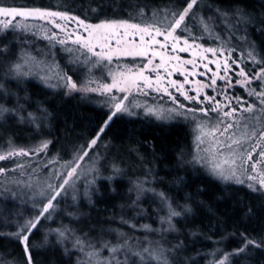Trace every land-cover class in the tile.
Instances as JSON below:
<instances>
[{
	"label": "snow or ice",
	"instance_id": "snow-or-ice-1",
	"mask_svg": "<svg viewBox=\"0 0 264 264\" xmlns=\"http://www.w3.org/2000/svg\"><path fill=\"white\" fill-rule=\"evenodd\" d=\"M215 12L216 16L206 17L203 14L201 0H172L167 7L152 10L148 20H145L147 15L145 9L141 8L137 12L138 21L130 14L128 19L98 17L97 22L93 23L69 11L8 4L6 0H0V29L27 30L29 25L24 21L48 22L54 30L50 34L45 32V38L52 42L53 47L55 43L65 46L64 50L69 53L68 63L73 66V74L70 75L67 71L60 69L58 62L47 65L43 61H38L30 53L22 52L15 59L3 63L0 78L19 79L32 75L34 70L38 74L43 69L45 74L40 78L49 87H62L65 94L99 93L105 97L104 104L108 109L103 114L98 131L84 144L75 146L68 159H63L59 153H56L48 164L39 165L42 171L52 165L43 179L40 175L28 174L27 180L12 179L5 182V184L13 185L23 184L32 195L36 214L30 217L21 216L20 219L14 220L16 231L9 233L22 243L25 264H33L30 236L34 230H37V225L42 218H51L57 206L54 203L57 197L66 196L67 189L72 188L73 199H75V185L80 177H87L88 174L99 171L97 167L100 160L99 152H96L94 157L89 156V152L98 144L101 135L113 122L114 117H118V114H135L132 111V101L129 99L134 92H143L145 95L153 91L164 93L177 105L168 110L170 113L184 117L189 114L195 117L197 113L203 115L207 123L197 124L200 134L196 139L198 152L202 151L204 155L193 157V162L205 164L213 175L222 180H232L237 184L247 183L248 188L264 193V58H258L255 42L248 39L247 29L253 23L248 13L241 8H235L231 12L216 8ZM18 20L20 22H17ZM67 22H73L75 25L71 31L66 27ZM218 26H223L229 33L228 40H224L216 31ZM257 30L264 34V21H261ZM238 32L241 34L236 39L245 47L237 56H233L232 53L237 51V47L231 43L232 36ZM61 33L64 34L63 38ZM205 36L215 37L220 43L210 46L198 42ZM70 45H75L76 48ZM74 52H79V56H74ZM0 53L7 55V45L0 46ZM181 53H187L190 56L186 58ZM123 58H132V64L125 63L121 66L119 62ZM138 59L139 63H137ZM246 61H251L253 67L258 65V70L251 73L247 71ZM113 62L117 64V71L108 72V76L111 77L110 83L101 84L90 75L84 79H80L79 76L73 79V75H77L75 70L77 65H84L87 68L89 64L95 67L101 63L112 64ZM201 68L204 70L203 73L200 72ZM87 71L91 73V68H87ZM176 73L182 74L184 79H173ZM199 75L208 76V81L188 79V77ZM52 80L56 83H52ZM217 80L222 82L219 95L223 96V101L217 99L215 95H208L205 91V89L215 90L218 87ZM254 81L259 90L252 86ZM186 84L193 85V88H186ZM235 85L245 88L248 97H255L258 104L245 100L241 96H232L228 89H233ZM173 90L197 106L188 108L173 95ZM190 91L195 94H190ZM10 95L15 94L6 88L4 83H0V99L6 101ZM26 96L27 93H25ZM21 99L24 97L17 96L16 106L11 108L6 106V103L0 102V119L7 113H14L15 118L27 121L39 130L50 115L48 109L41 105L37 109L39 115L28 112L25 104L19 102ZM206 103V107L201 106ZM146 111L160 116L163 109L147 107ZM25 112L26 115H24ZM210 112L215 114L214 123L208 119ZM258 124L259 127H257ZM205 137H208L207 141ZM51 143V140L41 139L35 146L25 148L15 146L9 138L7 151L0 152V161L16 156L39 157L41 153L47 155ZM204 143L208 146L200 149L199 144ZM257 149H259L258 153ZM253 153H257L259 159H253ZM82 164L86 166L82 167ZM24 167V164L15 165V168L19 169ZM112 168L114 172H119L115 164ZM7 172L8 169L0 167V175ZM33 172L35 173L36 169H33ZM94 180L93 175L89 183H94ZM146 182V179L137 181V200L146 191L158 197L162 205V209H157L161 227L153 229L150 224H140L139 227L147 232L159 233L163 239L164 232L179 231L174 218L191 212L192 208L188 203H174L163 190L146 188ZM5 192H11V189L5 187L0 195ZM12 195L15 196V193L13 192ZM133 203L135 204L136 201ZM161 210H166V214L160 216ZM140 211L144 210L141 208ZM121 222L130 224L133 229L137 228V224L131 220H124L121 217ZM112 231L117 233L115 243L103 236L94 238L87 233L77 235L74 230L62 226L48 229L44 235V243H48V236L52 233H55L56 242L61 245H64L66 241H72V249L64 247L65 254L76 250L86 257L85 260L77 256L75 264H129V257H135L136 264H172L169 253L174 255L183 248L182 241L170 248H165L159 242H156L153 247V242L147 237L141 242L122 230ZM192 234L195 235V233ZM142 243L147 246H141ZM250 247L264 248V234L259 238H253L242 233L240 246L230 252L216 250L220 252L219 258H216V251H214L211 264H231V257L246 254ZM105 252L108 254L104 255Z\"/></svg>",
	"mask_w": 264,
	"mask_h": 264
},
{
	"label": "trees",
	"instance_id": "trees-1",
	"mask_svg": "<svg viewBox=\"0 0 264 264\" xmlns=\"http://www.w3.org/2000/svg\"><path fill=\"white\" fill-rule=\"evenodd\" d=\"M171 2L172 0H6L8 4L69 11L93 23L97 22L98 17L128 19L130 14L138 21L137 12L141 8L145 9V20H148L152 10L163 9ZM201 2L202 5H210L215 9H227L231 12L235 8H241L248 13L253 20L247 29L248 39L255 42L258 58H264V34L257 30L261 21H264V0ZM222 32L229 36L225 29ZM235 36L232 38L236 41ZM22 39L21 35L12 30L4 32L0 29V46L7 45L8 48L7 55L0 53V71L4 62L15 59L23 52L25 46ZM236 46L239 52L243 49ZM247 62L250 73L258 70V65L253 67L251 61ZM0 83H4L15 94L10 95L6 101L0 99L6 106L15 107L17 96H20L24 99L19 102L25 104L28 112L39 115L37 109L42 105L50 113L42 124L41 136L36 133L37 130L32 124L15 118L14 113L5 114L0 119V151H7L9 138L15 146L25 148L35 146L41 139H48L52 143L47 155L42 154V159L50 160L56 153L63 159H68L69 154H61L59 151L71 153L75 146L84 144L98 131L103 114L108 111L83 103L81 94L67 96L64 89L50 90L33 79L0 78ZM26 114L25 112L24 115ZM148 122L142 118L115 117L100 140L101 146L107 142L131 145L148 162L157 164L156 171L152 175L118 172L107 173L105 176H100L97 172L91 174L89 179L91 181L93 175L95 176L94 183H90L88 188L89 196H78L77 200L80 202L77 206L75 203L71 207L64 206L62 202L65 196L57 197L54 202L57 206L51 218H42L37 230L30 236L33 264H75L77 256L86 260L84 254L76 250L65 254L64 247L72 249V241L61 245L56 242L55 233L48 236V243H44V235L48 229L62 226L74 230L77 235L87 233L94 238L103 236L114 243L117 234L112 230L115 229L125 230L129 236H134L141 242L144 241L142 236H148L154 246L159 242L165 248L182 241L183 248L180 251L174 255L169 253L172 264H211L214 251L230 252L239 247L242 233L253 238L264 234V193L234 183H223L195 164L192 159V133L187 125L172 123L162 126ZM61 145H67V149L59 148ZM95 151L92 150L90 155ZM16 164L18 163L8 161L1 166L11 170ZM144 176L151 181V185H147L149 188L163 190L174 203L191 205V212L174 218L178 233L166 234L161 239V235H156L155 232L152 235L144 233L139 227L140 224H150L153 229L161 227L157 209H162V205L158 197L146 191L137 200L136 182L138 177ZM16 178L10 172L0 177V192L5 187L11 189V192L0 195V264H25L22 243L9 233L16 231L14 220L36 214L33 200L22 196V190H29L27 187L23 184L18 188L13 184H5L6 181ZM84 182L87 183V180L81 181ZM82 187L83 185L79 189ZM13 192L15 196L12 195ZM66 196L71 197V193ZM66 202L69 204L68 200ZM141 208L143 212L140 211ZM68 209L73 217L68 215ZM165 214L166 210L159 212L160 216ZM121 217L137 224V228L133 229L130 224L122 223ZM141 246L147 245L142 243ZM217 254L220 252L216 251ZM129 264H136V258L129 257ZM231 264H264V248L250 247L246 254L231 257Z\"/></svg>",
	"mask_w": 264,
	"mask_h": 264
},
{
	"label": "rangeland",
	"instance_id": "rangeland-1",
	"mask_svg": "<svg viewBox=\"0 0 264 264\" xmlns=\"http://www.w3.org/2000/svg\"><path fill=\"white\" fill-rule=\"evenodd\" d=\"M202 10H203V14L206 17L209 15L216 16L215 8L211 7L210 5H202ZM17 22H20V21L18 20ZM24 23H27L29 25V28L27 30L19 29V28L12 30V32H16L17 34L22 36V38H23L22 43L25 46V49L23 50V52L30 53L31 56L35 57L38 61H43L47 65H53L54 62H58L60 69L67 71L70 75L73 74L67 67L69 65V63H68L69 53L64 50L65 46H62L59 43H55V47H53L52 42H50L48 39L45 38L44 33L47 32L50 34L51 31L54 30L53 26L48 24V22H46V21H40V20H28V21H24ZM217 23L219 25V21H217ZM66 27H68L69 30L71 31L72 28L75 27V25L73 22H67ZM221 29L224 30L223 26H218L216 28V31L220 33L221 37L224 40H228L229 36L226 35L224 32H222ZM55 31L59 32L58 29H55ZM4 32H6V31H4ZM240 34L236 33L235 37L239 36ZM60 35H61V38H63L64 34L61 33ZM137 39H138V37H137ZM198 42L205 43L206 45H210V46H216L217 44L220 43V41L216 40L215 37H208V36H205L203 40L198 41ZM231 43H232V45H235V46L239 45L242 48L245 47V45L241 44L237 39L235 41L232 38ZM70 46L74 49L76 48L75 45H70ZM238 54H239L238 50L232 53L233 56H237ZM73 55L79 56V52H74ZM181 55L185 56L186 58H188L190 56V54H187V53H181ZM81 59H83V57H81ZM132 62H133L132 58H123L122 60H120L119 63L122 66L125 63L132 64ZM137 63H139V59L137 60ZM246 63H248V62L246 61ZM70 67L73 70V66L70 65ZM211 67H214V66H211ZM87 68H91V73H89L87 71ZM87 68L84 65H77L76 69H75L77 72V75H73V79H77V76H79L80 79H84L90 75L91 78L99 80L100 83L103 84V83H110L111 82V77L108 76V72L117 71V64L115 62H113L112 64L101 63L95 67H93L91 64H89V65H87ZM248 69L246 68L247 71H248ZM200 72L201 73L204 72L203 68L200 69ZM44 74H45V71L43 69H41V71L38 74L34 70L32 75L26 76L25 78L36 80V81L42 83L43 86H45L46 88H48L50 90L58 91V90L63 89L62 87L51 88L47 84H45L43 82V80L40 78ZM209 75H210V73H209ZM172 78L177 79V80H183L184 79L183 75L179 74V73L174 74V76ZM188 79L189 80H203V81L207 82L208 76L199 75L196 77H188ZM51 82L56 83L55 80H52ZM78 83H79V80H78ZM233 84H234V80H233ZM217 85H218V87L215 90L205 89V91H207L208 95H215L217 99L223 101V96L219 95L220 88L222 87V82L220 80H217ZM93 86H95V85H93ZM252 86L257 87V90H259L255 81L253 82ZM185 87L192 89L193 85L186 84ZM228 92L232 96H241V97H244L245 100H250L251 102L258 104V101H256L255 97H248L246 89L239 86V85H235V87L233 89H228ZM75 94H81L82 95L81 100L83 103L90 104V105L99 107L101 109H107V107L104 104L105 97L100 95L99 93L72 92L70 94H67V96H72ZM190 94L194 95L195 93L193 91H190ZM173 95H175L176 98L181 103L186 104L188 108H192V107L197 106V105L193 104L192 101L185 100L183 96H181L179 93H176L174 90H173ZM201 98L203 99V95L201 96ZM129 99L132 101V111L135 114L129 115V114L125 113L123 115L118 114V116H124L127 118H142L144 120H147V121L152 122V123L154 122V123L160 124L162 126H167V125L172 124V123H180L183 125H187L189 127V129L191 130V133H192V144H193L192 145V159H193V157H195L197 155H204V153L202 151L198 152V147H197L198 141L196 139V137L200 134L199 130L197 129V124L198 123H207V119L203 115L197 113L195 115V117H193L191 114H189L187 117H184V116H181V115L176 114V113H170L168 110L172 109L174 107H177V105H175L173 103V101L167 96V94H164V93H156L153 91V92H150L147 95H145L143 92H140V93L134 92L133 95L129 97ZM136 105H139V107H136ZM201 106L206 107L207 103L205 105H201ZM147 107H154L156 109H163V112L160 116H157L156 114H150L146 111ZM237 115H239V113H237ZM114 118H113V120H114ZM208 119H211L212 122L214 123L216 120L215 114L210 112L208 114ZM257 127H259V124L257 125ZM36 133L39 136H41L42 126L39 130H37ZM204 139L207 141L208 137H205ZM66 146L67 145L62 147V145H61V146H59V148L66 150L67 149ZM99 146H101V140L98 141V144L96 146H94V148L92 150H96L95 153L99 152V155H100V160H99V163L97 164V167L99 168L98 172H99L100 176H105L107 173H116L113 171V168H112L113 164H115L119 168L120 173H122V172L123 173H129V172L131 173L132 172V173H135L137 175H141V174L152 175V172L154 170L156 171V168H158V166H157V164H155V162H151V161L148 162L147 158L138 152L139 150L135 149L134 147H132L129 144L122 145V144H118L116 142H112V143L107 142V143L103 144L101 147H99ZM207 146H208L207 143L199 144L200 149H204ZM61 151H59L61 154H65V153L67 155L70 154V151L69 152H66L63 150H61ZM258 151H259V149H257V153H258ZM0 152H2V151H0ZM90 152H89V156L94 157L95 153L90 155ZM257 153H253V159H259ZM42 154H44V153L40 154L41 157L40 156L37 157L35 155H33L31 157H21V156L12 157L8 160L0 161V167H3V166H1V164L4 162H8V161L14 162V163L17 162L20 164H24L25 165L24 169L15 168V165L13 167H11V170L8 169V172L13 173L14 177H17L16 179L27 180L28 174L40 175L41 179H43L44 175L51 169L52 165H49V167L47 169H43V171L40 169L39 165L48 164V161H49L46 159H42ZM49 159H51V158H49ZM85 161H87V158H85ZM209 163H210V160H209ZM195 164H197L199 167H202L204 169V171H206L210 176H212L213 178H215V179H217L223 183H234L236 185H241V186L247 187V183L237 184L232 180L220 179L219 177L213 175L208 170V167L205 164H201V163H195ZM85 166H86L85 164H82V167H85ZM57 167H58V165H57ZM13 169H15V171H13ZM33 169H36L35 173L33 172ZM8 172L6 174H8ZM6 174H2V175H0V177L6 176ZM41 174H43V175H41ZM85 179L87 180V183L86 182L81 183V181L85 180ZM89 179H91V173L88 174L87 177L81 176L79 179L80 181L76 182V185H75V196H76V198L75 199H73V189L72 188L67 189V195H69V193H71L72 198L65 196L64 197L65 199H63L64 202H62L64 206L68 205V207H71V205H73V203H75L77 206L78 203L80 202V200L79 201L77 200L78 196L82 195L86 198L89 196L88 188H89V185L92 184V183L91 184L89 183ZM145 179L147 181L145 186H146V188H149L147 185H151V181L149 180V178L147 176L138 177L137 181L138 180H145ZM81 185H83V187L79 189V187ZM19 186H20V184L16 185L15 187L18 188ZM22 191H23L22 192L23 197L32 199V195H31V192L29 190H22ZM147 192H149V191H147ZM149 193H152V192H149ZM66 199L69 201V204H67ZM179 204H182V203H179ZM177 210L180 211L181 209H177ZM68 215L73 217V215L71 214V211L69 209H68ZM79 217H82V216H79ZM122 231L129 235V233L126 232L125 230H122ZM143 232L150 234V235H152V233H153V232H147L145 230ZM175 232L178 233L179 231H172V232L166 231L163 233V236L166 234L175 233ZM133 234L136 237H140L138 234H135V233H133ZM156 235H161V234L156 233ZM142 237L145 238L144 236H142ZM146 237L149 239L148 236H146ZM153 247H154V245H153ZM219 255L220 254H217L216 258H219ZM211 259H214L213 254L211 255Z\"/></svg>",
	"mask_w": 264,
	"mask_h": 264
},
{
	"label": "flooded vegetation",
	"instance_id": "flooded-vegetation-1",
	"mask_svg": "<svg viewBox=\"0 0 264 264\" xmlns=\"http://www.w3.org/2000/svg\"><path fill=\"white\" fill-rule=\"evenodd\" d=\"M70 67V65H68ZM71 68V67H70ZM72 70V69H71ZM73 71V70H72Z\"/></svg>",
	"mask_w": 264,
	"mask_h": 264
}]
</instances>
